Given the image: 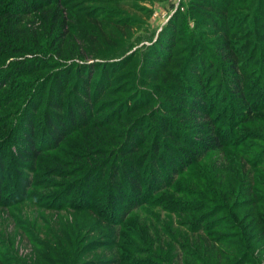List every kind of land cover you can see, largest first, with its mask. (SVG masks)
<instances>
[{
	"label": "rangeland",
	"instance_id": "obj_1",
	"mask_svg": "<svg viewBox=\"0 0 264 264\" xmlns=\"http://www.w3.org/2000/svg\"><path fill=\"white\" fill-rule=\"evenodd\" d=\"M204 1L223 9L214 28L194 0H59L18 22L1 17L8 3L0 0V264H264V0ZM218 41L242 66L247 107L231 96L211 104L224 144L119 218L105 197L123 123L189 89L195 79L185 68L195 58L209 62L199 78L211 99L220 91ZM158 44L170 53L147 70ZM13 45L33 48L31 55L48 65L34 69L33 56ZM92 60L116 71L108 99L139 109L102 125V99L92 98L88 125L75 122L50 142L44 115L64 116L67 100L59 112L46 103L48 74L69 69L72 86L77 62ZM37 93L41 102L33 108ZM149 116L143 114L141 146L157 132ZM27 119L37 134L33 160L21 153ZM186 133H176L185 147Z\"/></svg>",
	"mask_w": 264,
	"mask_h": 264
},
{
	"label": "trees",
	"instance_id": "obj_2",
	"mask_svg": "<svg viewBox=\"0 0 264 264\" xmlns=\"http://www.w3.org/2000/svg\"><path fill=\"white\" fill-rule=\"evenodd\" d=\"M6 1L8 4L1 7V17L6 21H11L12 19L17 22L24 15L37 12L51 3L59 2V0ZM194 1L196 3L193 7L211 19L210 24L213 28L216 26L215 22L217 20L223 21L221 20L223 9L220 8V3L216 6L210 1ZM62 37L60 36V38ZM214 47L221 52L220 56L223 60L219 67L215 66V77H220L218 83L220 91H212L211 99L207 100V92L204 90L206 85L199 78V74L205 70L209 62L207 59L195 58L185 68V73L189 75L188 77L195 79L194 84L187 90L181 88V90H175L172 94V99L164 100L144 112L149 113L150 121L154 123L157 129V132L152 135V142L149 146H141L144 140H139L146 131L141 130L143 123L146 121L143 118L144 113L131 116L129 120L123 123V128L126 126L124 139L116 149L121 154V157L111 160L107 175L109 179L107 190L109 191L105 197L109 205L113 207L110 211L118 215L119 218H123L129 210L145 202L151 192L153 193L165 186L167 187L173 180L174 175L184 169L189 163L197 160L207 151L219 148L224 144V136H221L224 131L213 129L215 126L214 115L210 114L212 113L213 105L219 98L225 99V96H231L247 107L246 93L242 83V66L237 63L232 49L224 45L223 41L215 42ZM12 49L14 52L26 50L28 52L25 54L26 56L32 54L33 48L13 45ZM167 49L164 44L157 45L152 51L153 55L146 57L148 61L146 64L148 66L147 70L156 69L159 65L164 64L163 56L165 59L170 53ZM31 56H33L31 63L35 62L34 69L48 65L45 59L40 60L41 57L35 54ZM78 63L74 70V78L77 81L72 86L71 78H69V69L62 73L50 72L48 74L49 79L46 82L50 86L45 99L46 103H51L59 112L62 107L60 105L62 97L64 96L67 100L64 116L60 113L44 115L42 131H45L49 136L50 142H59L64 129L72 127L75 122L78 125H88V120L85 116L93 110L92 98L102 99V114L99 116L98 122V124L102 125L112 123V119L116 115L120 114V116H123L124 111L128 108L129 114H131L140 107L136 102L129 103V100L123 102L111 100L112 98L108 99L113 85L111 77L116 72L114 68L107 69L106 63L98 64L93 60L87 61L83 65L81 63L78 65ZM114 63L116 61L107 62L109 65ZM54 69H60V66ZM93 71H98V75L94 76ZM209 73L210 71H207L206 75ZM262 73L264 75V71ZM68 86L70 87L68 88ZM37 96L34 97V101L31 103L33 108H37L41 102V94L37 93ZM147 97L149 99V96ZM211 104L213 105L211 106ZM117 118L119 117L117 116ZM23 127L25 130L22 131V142L25 144V148L22 149L21 153L25 155V159L30 156L33 160L37 155L38 145L35 144L37 134L32 130V120L27 119ZM183 131H187L184 136L186 137L185 143L187 147L181 146L182 144L180 143L183 142H179L178 137H176V133L182 135ZM139 147L143 151L137 158L134 159V156H131L132 158L129 157ZM104 165L105 163H101L99 169H102ZM28 181L24 182L23 179H20L21 185H28ZM72 203L73 201L64 200V205Z\"/></svg>",
	"mask_w": 264,
	"mask_h": 264
}]
</instances>
